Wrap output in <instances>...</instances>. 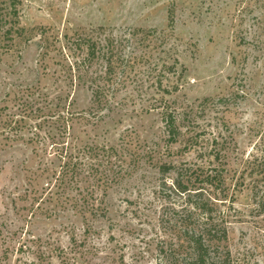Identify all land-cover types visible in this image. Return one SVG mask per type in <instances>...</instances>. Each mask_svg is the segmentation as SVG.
<instances>
[{
  "label": "rangeland",
  "instance_id": "374dc122",
  "mask_svg": "<svg viewBox=\"0 0 264 264\" xmlns=\"http://www.w3.org/2000/svg\"><path fill=\"white\" fill-rule=\"evenodd\" d=\"M97 26L130 39L135 60L112 111L69 83L57 55L58 36ZM162 64L157 88L150 68ZM58 102L73 128L57 118ZM166 103L193 107L188 127L206 131L203 157L168 144ZM56 141L118 148L127 172L108 187L105 216L56 195L41 202L59 168ZM221 146L220 165L211 149ZM219 170L229 186L215 215L228 216L233 260L264 264V0H0V264H43L41 250L63 264L62 249L69 264H155L162 221L218 193ZM72 237L95 254L71 250Z\"/></svg>",
  "mask_w": 264,
  "mask_h": 264
},
{
  "label": "trees",
  "instance_id": "16d2710c",
  "mask_svg": "<svg viewBox=\"0 0 264 264\" xmlns=\"http://www.w3.org/2000/svg\"><path fill=\"white\" fill-rule=\"evenodd\" d=\"M55 41L59 44L57 55L61 61V70L69 83L86 86L92 93L93 106L112 111L114 108L112 97H116L127 83L133 81L132 75L128 73V68L133 69L135 63L132 55L127 54L130 39L125 36L118 38L112 33H107L104 26H97L76 30L72 34L63 33ZM165 65H161L158 73L157 70L150 68L153 84L157 88L162 87L164 82L160 75L163 74ZM170 68L175 67H167V69ZM58 105L59 102L55 104L57 118L62 119L61 124L65 130L73 128L74 114H71L72 123H65L66 107ZM192 112L193 107L190 109L184 107L182 111H179L166 103L162 111L165 134L169 145L180 141L184 152L197 151L199 156L203 157L208 150H202L203 147L198 145L201 144L200 136L204 134L202 132L206 131H190L188 124L194 122ZM184 127L187 130L185 132ZM220 135L221 133L214 135L212 142L219 143ZM56 144L58 146H53V153L59 160V168L53 170L51 176L53 181H48L47 197L44 196L41 202L52 201L56 195L62 202L70 204L73 208H89L94 215L102 213L105 216L107 209L104 206V196L107 189L113 183L122 180L127 172L123 164L119 163L118 148L114 145L96 143L78 146L70 142L56 141ZM222 147L218 150L211 149L216 152L214 158L220 162V165L223 157ZM148 156L153 157V150L148 151ZM142 158V156L136 159L132 157V166L138 167V162ZM167 166L169 165L165 163L164 167ZM213 177L223 184L218 193L211 194L208 199L195 203L189 214L162 221L156 242L155 264H236L227 245L228 216L215 215L218 203L227 201L226 190L229 185L222 171H216ZM54 187L57 190L53 191ZM174 187L176 191L184 193V187L179 181ZM72 190H77L76 195L71 196ZM70 241L73 243L71 250L77 253L93 252L95 254L96 252L93 248L83 245V248H87L83 253L82 242L75 237H72ZM24 246H26L25 242L21 241L18 250H23ZM39 252L38 259H41L43 264H51L50 261L44 262L47 259L45 251ZM57 255L63 264H69L72 259L70 253L63 249L59 250Z\"/></svg>",
  "mask_w": 264,
  "mask_h": 264
}]
</instances>
